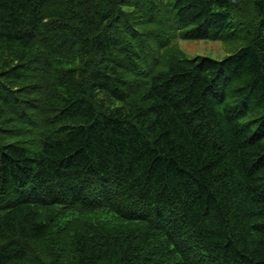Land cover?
I'll use <instances>...</instances> for the list:
<instances>
[{"label": "trees", "instance_id": "obj_1", "mask_svg": "<svg viewBox=\"0 0 264 264\" xmlns=\"http://www.w3.org/2000/svg\"><path fill=\"white\" fill-rule=\"evenodd\" d=\"M0 264H264V0H0Z\"/></svg>", "mask_w": 264, "mask_h": 264}, {"label": "rangeland", "instance_id": "obj_2", "mask_svg": "<svg viewBox=\"0 0 264 264\" xmlns=\"http://www.w3.org/2000/svg\"><path fill=\"white\" fill-rule=\"evenodd\" d=\"M173 54L186 58L206 57L222 61L231 55L237 48L232 44L217 41H185L178 40L174 45Z\"/></svg>", "mask_w": 264, "mask_h": 264}]
</instances>
